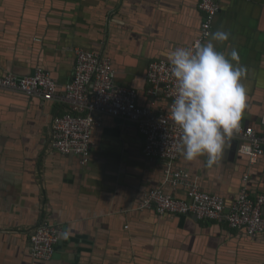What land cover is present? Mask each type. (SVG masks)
I'll use <instances>...</instances> for the list:
<instances>
[{"label":"crops","instance_id":"obj_1","mask_svg":"<svg viewBox=\"0 0 264 264\" xmlns=\"http://www.w3.org/2000/svg\"><path fill=\"white\" fill-rule=\"evenodd\" d=\"M199 1L0 0V74L29 75L43 64L65 85L75 71L73 49L85 48L110 57L116 83L141 91L138 103L147 105L148 65L190 48L203 19ZM216 31L230 34L213 41L217 50L235 48L247 67L241 123L256 128L264 111V0H222ZM64 91L52 100L0 91V264H264V233L248 236L224 217L139 209L153 188L186 198L189 185L166 182L167 161L144 156L145 138L131 123L109 117L95 127L87 166L55 150L52 125L68 111ZM169 104L156 99L158 109ZM241 144L232 137L210 169L206 155L187 161L181 154L173 167L227 202L244 180L256 198L264 194V153L253 164ZM43 219L62 233V250L49 260L31 253V233Z\"/></svg>","mask_w":264,"mask_h":264},{"label":"built area","instance_id":"obj_2","mask_svg":"<svg viewBox=\"0 0 264 264\" xmlns=\"http://www.w3.org/2000/svg\"><path fill=\"white\" fill-rule=\"evenodd\" d=\"M199 9L203 13V21L190 48L211 36L220 4L218 0H200ZM147 82L146 94L152 99L151 106L138 103L136 88L116 83L110 57L93 50L76 48L75 71L62 96V100L68 105V111L58 116L52 125L53 148L63 154H79L82 162H86L90 156L91 132L95 127L101 126L102 114L134 121L145 138L144 156L149 160L167 161L166 182L174 189L181 184L189 185L186 198H177L163 188H153L141 200L139 209L155 208L159 214L190 212L199 219L206 220L224 217L230 227L245 229L249 235L263 233L264 194L253 198L247 187H243L239 198L232 202L230 211L226 213V200L223 196L206 192L191 184L187 172L173 167V162L181 155L182 131L169 115L176 95V81L171 75L170 62L163 58L153 60L149 65ZM0 88L45 100L55 99L58 94L56 80L50 71L42 67H37L33 74L22 77L14 73L0 76ZM159 96L169 101L168 109L154 107ZM261 123V131L241 123L239 131L233 135L244 142L253 164L264 153V114ZM59 234V225L43 219L31 233L33 257L51 259Z\"/></svg>","mask_w":264,"mask_h":264},{"label":"clouds","instance_id":"obj_3","mask_svg":"<svg viewBox=\"0 0 264 264\" xmlns=\"http://www.w3.org/2000/svg\"><path fill=\"white\" fill-rule=\"evenodd\" d=\"M210 35L211 40L197 42L194 48L178 47L169 57L176 81L169 115L182 131L181 154L187 161L206 155L209 169L239 131L248 99L242 82L248 70L240 64L238 51L232 48L226 55L213 43L228 41L230 34Z\"/></svg>","mask_w":264,"mask_h":264},{"label":"water","instance_id":"obj_4","mask_svg":"<svg viewBox=\"0 0 264 264\" xmlns=\"http://www.w3.org/2000/svg\"><path fill=\"white\" fill-rule=\"evenodd\" d=\"M219 1V4H220V11H221V9H222V0H218ZM219 11V12H220ZM218 12V13H219ZM218 15V14H217ZM216 15V16H217ZM216 16H215V18H214V21H213V25H212V32L211 33H213V27H214V23H215V19H216ZM202 21H203V19H202ZM202 23V22H201ZM200 27H201V25H200ZM200 30V29H199ZM199 34V33H198ZM211 38V36L207 39V40H205L203 43H205V42H207V41H209V39ZM76 48H78V47H75L74 49H73V52H74V54H75V56H76ZM160 58H163V59H165L164 57H160ZM37 67H42V68H44V69H47L48 71H50V69H48L45 65H43V64H38L37 66H36V68ZM36 68H35V70H36ZM112 68H113V70L115 71V80H116V78H117V72H116V67H115V65H114V63H113V61H112ZM35 70L33 71V73L35 72ZM148 70H149V65H148V69H147V71H146V73H145V76H146V81H147V75H148ZM9 73H14V72H12V71H8V72H5V73H2V74H0V76H5V75H7V74H9ZM32 73V74H33ZM14 74H17V75H19L20 77H22V76H26V75H20V74H18V73H14ZM50 74H51V76L55 79V77H54V75L52 74V72L50 71ZM29 75H31V74H29ZM56 80V79H55ZM56 82H57V84H58V89H63V90H65V87H66V85L70 82H67V83H65V85H60V83L56 80ZM0 91H8V92H11V93H20V92H17V91H12V90H7V89H2V88H0ZM146 92V91H145ZM145 92H142V93H145ZM20 94H22V95H24L23 93H20ZM140 94H141V91H138V99H139V97H140ZM26 96V95H25ZM26 97H29V96H26ZM146 97L148 98V100H149V102H148V104L146 105V106H151V102H152V99H150L147 95H146ZM29 98H33V97H29ZM140 105H142V104H140ZM155 108H157L156 107V105L154 106ZM263 114H264V111L262 112V114H261V117H260V119H259V124L257 125V127H256V130L257 131H261V129L263 128V125H262V123H261V121H262V117H263ZM114 118L115 119V122L117 123V124H121L122 122H127V123H131L132 125H134L135 127H137V129H138V126H137V123L136 122H134V121H131V120H128V119H126L125 120V118H122V117H116V116H112V115H108V114H102L101 115V121H102V124H101V126L103 125V123H104V121L107 119V118ZM100 126V127H101ZM246 126H250V125H246ZM93 135H94V129L92 130V132H91V138H92V144H91V146H90V156H89V160L88 161H86V162H82V156L81 155H79V154H76V153H68L67 155H72V156H75L77 159H78V161H79V163L81 164V165H83V167L84 166H87L88 164H89V162H90V160H91V158H92V155H93ZM242 142V144L244 143L243 141H241ZM241 144V145H242ZM246 176V175H245ZM245 179V178H244ZM246 186V182H245V180L243 181V184H242V187L241 188H243V187H245ZM240 192H241V190H240ZM240 192L238 193V195H237V197L235 198V200L236 199H238L239 198V195H240ZM226 200V199H225ZM231 204L232 203H230V202H227V200H226V209H225V212L226 213H228L229 211H230V206H231ZM155 214H157V215H177V216H180V217H186V216H189V215H191V214H193V215H195L197 218H198V216L196 215V214H194V213H185V214H174V213H165V214H159V213H157V211H156V209L155 208H152L151 209ZM263 214H264V207H263ZM243 231H245V229H243ZM264 233V232H263ZM257 234H262V233H257ZM257 234H254V235H249V234H247L248 236H255V235H257ZM62 243H63V241H62V233L60 232V234H59V241H58V243H57V245H56V247H55V251H54V254H53V256H55L56 255V253H58V251H61L62 249H61V245H62Z\"/></svg>","mask_w":264,"mask_h":264}]
</instances>
